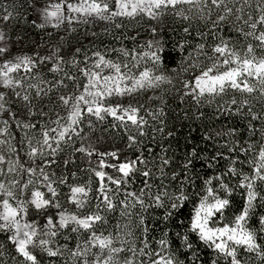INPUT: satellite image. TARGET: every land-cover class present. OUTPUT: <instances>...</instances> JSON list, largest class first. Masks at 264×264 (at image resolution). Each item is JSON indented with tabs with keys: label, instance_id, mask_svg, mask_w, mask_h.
<instances>
[{
	"label": "snow or ice",
	"instance_id": "6c2138e0",
	"mask_svg": "<svg viewBox=\"0 0 264 264\" xmlns=\"http://www.w3.org/2000/svg\"><path fill=\"white\" fill-rule=\"evenodd\" d=\"M114 2L115 7H111L110 4ZM229 3H240L241 7L235 8V20L241 22L234 24L236 31L240 33L245 39L251 37L257 43L254 46L252 43H248L243 54L235 48L230 47V41L221 40V43L217 44L213 49V55L208 57L211 61L210 66L204 68L199 75L195 76L194 81H185L184 89L185 95H190L197 103L201 102L202 98L215 99L216 97H222L229 91L240 93L241 95L247 93L249 95L256 93L257 91L261 96H264V55L257 56L256 52L259 49L264 52V0H257L256 9L259 12L257 17H253L251 13L244 18V6H250L251 0H77L76 3H67V0H60L59 3L50 4L44 7L41 11L43 23L38 24L40 28L45 25L51 24L53 27H59L61 24L67 21L72 23L74 20L87 23V18L92 17L103 21L114 22L117 17L135 18L138 15H146L151 19H157L163 15L168 9H177L181 5H187L189 12H195L201 18H204L205 9H207L210 17L214 9H222V14H219L217 20L214 22L218 24L225 21L229 16L234 14V8L229 6ZM65 7L67 8L68 15L65 14ZM77 14V15H71ZM177 16L188 20L190 17L185 15L183 11H176ZM11 18V13L4 15L3 21H8ZM121 24H116L117 28L122 27ZM155 33V29H152ZM185 32L188 29H184ZM5 36L3 32H0V42H4ZM148 47L151 49L155 47V51L145 52L142 55L139 53H130L126 49H118L125 57L131 55L133 60H137V57L144 59L148 57L152 60L153 64L159 66L163 63L161 55L163 48L159 46V42L148 41ZM198 50L202 51L204 46L198 45ZM8 51L6 44L0 46V56H3ZM79 53L80 49H76ZM92 56L96 59L92 61L91 66L86 63L85 68L80 69L81 74L87 79V83L83 87V91L76 96H60L59 99L62 104L69 107L70 110L67 115V123L61 124L60 118L53 121L57 125L56 128H51L46 124L41 125L40 136L41 139L37 140L35 144L32 142V138H28L29 151L27 155L30 159L35 161L37 157H44L45 151L48 150V155L54 156L58 150H60L61 143H67L72 140V135H79L76 131L77 125L81 123L85 115L94 116L98 121H104L106 116H111L114 121L120 122V125L129 129L131 125L138 131L139 135L143 136L144 126L147 121L139 115L140 108L133 107L131 105L125 107L121 104L115 106L111 104H105L107 97L116 95L124 96L131 95L139 90L146 88L158 87L161 82L167 81L171 83V80L163 75H153L152 70L145 68L140 71L138 75H129L131 69L128 64L114 63L111 60L105 58V55L101 52H93ZM55 59L51 71H62L60 65L63 62V57L58 56L55 52L47 57H39V62L43 63L46 60ZM91 60V57L85 55V62ZM36 60L30 56L17 57L15 62L12 60H4L0 64V87L5 89H11L14 95L22 102H25L24 106L28 107L31 103L28 94H22L20 91H16L17 88H23L22 80L14 79L11 74L17 72L22 67L31 72V69L36 66ZM73 64L77 62L72 61ZM136 65H133L135 67ZM197 65H191L196 67ZM225 70H221V68ZM104 68L110 70L109 75H103ZM122 68L128 69V72L122 71ZM187 71V69H182ZM65 76L69 80H75V77ZM57 85L63 86V80H57L52 84L51 88L47 91L45 89L37 88L36 95L39 97L41 93L48 94L52 88ZM29 87H37L36 85H30ZM211 102V101H209ZM248 99L238 101L235 96L231 99L227 106L218 105V110L221 112H228L232 109V106H236L235 113H241L242 109L249 105ZM7 112V118L0 120V175H7L8 173L17 172V168L20 171L26 173L36 172V168H25L23 163H20L19 154H17L16 161L6 159V155L3 152V148L6 146L7 151L10 153H16V147L9 142V137H12L11 127L22 129H35L36 122L25 123L20 119L17 112L12 111L10 107H6V93L0 91V114ZM28 114L34 115L29 108ZM162 114V110H161ZM44 115V113H40ZM251 117V121L264 120V115L257 114L252 111L251 107H248V112L245 114ZM155 119V116L153 117ZM249 122V129L252 134H255L256 129L251 126ZM89 124L91 121L89 120ZM162 131V129H161ZM226 135L232 137L236 134L235 129H229L227 133H216L217 136ZM27 136V132L25 133ZM264 136V132H262ZM14 138V137H13ZM129 146L137 143L135 135H129ZM19 144H23V140L17 141ZM55 144V147H53ZM238 141H229L222 147H227L228 151L234 152L238 147ZM77 151L85 152L88 156L93 154L92 151H88L85 148L77 149ZM93 151H95L93 149ZM240 152L254 153L251 160L248 161L251 166V173L245 174L238 172L235 164L237 159L231 160V165L228 169L213 177H209L203 182V191L196 193L198 197V203H196L191 221L189 224V231L198 236L199 240L204 242L209 248L213 249L218 256H221L226 264H242L241 259H238V248L243 247L247 252H256V254L264 259V247L257 243V233L251 230L247 225L251 214L256 208L257 204L264 207V194L257 191L258 185L264 184V144H261L259 151H255V145L249 143L247 147H239ZM103 155H110L116 159H119L117 153H101ZM197 157L195 149L189 154L186 162L182 165L184 172L183 179H180L179 194L175 196H169L165 190L159 192L152 201L156 207L164 206V199L167 198L170 201V210L167 212L165 219L172 215V211L180 208L182 204L188 200V196L185 194L184 185L191 182V177L188 174L190 167L193 165V160ZM217 157H223V154L217 152L216 156L211 159L215 160ZM55 160L44 159V165L54 164ZM67 163V161H65ZM149 160L143 158V154L137 156L135 160H125L119 164L105 165L103 160L100 161V167H113L121 173V177L114 179L108 176L103 171H96L95 175L99 178L100 187L98 189L101 194V203L105 205L107 210L114 208L113 201L109 197L108 193L111 191L105 184V179L115 184L116 191L121 190V185L128 183V178L138 171L137 165H144L147 167ZM171 163L170 158L161 157L160 172L161 177L165 176L163 169ZM7 164L5 169L3 166ZM40 173L43 175L44 181H48L49 177L44 173V168L40 167ZM145 177V188L141 189L140 195L135 192H124L125 199L121 201L125 211L122 215L131 217L132 213L127 211L129 208H134L137 204L141 207H145L142 196L145 194V189L151 188L149 180L152 176L151 170H145L142 173ZM231 174L232 176H239L240 181L238 187H240L244 196V206L240 213L234 217L231 224L224 223L223 226H214L217 223V217L220 221L224 220V211L230 205L229 196L232 195L233 189L224 182L225 178ZM172 179H179V173L173 172ZM213 181L217 182V185L213 186ZM11 184L15 185L19 181L12 180ZM60 183H65V180H61ZM32 184L31 180L21 186V193L28 186ZM48 191L51 196L55 198L57 196L56 189L51 186V183L47 184ZM0 192L4 194V198L0 199V231L11 233L8 236V240L13 244L16 253L20 259L18 264H41V260L38 254L35 252L39 249L40 252L47 255L50 258L51 264H55V258L65 256L66 252H70V255L74 259L81 261V264H89L87 259L88 254L92 247L99 249L100 253L107 250L108 255L106 257L102 255H96L91 264H112L113 258L116 254L124 251L123 248L113 247V238L111 234L104 236L102 233L97 234L94 231V227L97 222H103L104 218L98 213H93L87 216H77L75 214H65L63 211L58 213V221H55L52 216H48L44 225V230H38V226L35 223L22 222L24 216L27 214V204H32L37 210H43L49 206L59 208L60 205L55 203L54 200L44 199V194L40 191H33L30 201L18 200L15 205L10 203V199H15L13 191L6 188L5 184L0 181ZM221 192L225 195L221 196ZM69 199L76 204L77 207L84 206V200L82 197L87 196L86 188L83 186H73L70 189ZM129 198L133 201L129 202ZM99 207V206H98ZM143 217L140 218L139 225L143 226ZM261 225L260 231L264 232V216L259 218ZM71 228V232L78 233L81 230L89 232L88 239L84 241L83 245L77 243L76 248L68 249L67 244L59 247L53 246L60 229ZM124 227H128L125 225ZM147 231V229H143ZM41 232L47 239L40 238ZM131 235V232L128 233ZM119 238V236H117ZM184 244L187 248H192V244L189 242L188 235L185 234L182 237ZM159 250L147 251L148 242L145 239L143 241V247L139 250V255H144L150 258L151 264H180L175 257V254L170 251L168 241L162 238L159 242ZM2 247V245H0ZM128 251L132 252V257L126 259L124 264H136V249L129 248ZM3 253L0 252V256ZM155 257L154 259H151ZM13 259H17L13 257ZM195 259V257H194ZM143 264V262H140ZM212 264H217L216 260L212 261Z\"/></svg>",
	"mask_w": 264,
	"mask_h": 264
},
{
	"label": "trees",
	"instance_id": "16d2710c",
	"mask_svg": "<svg viewBox=\"0 0 264 264\" xmlns=\"http://www.w3.org/2000/svg\"><path fill=\"white\" fill-rule=\"evenodd\" d=\"M256 2L257 0H251L250 6H244V18H247L249 13L254 18L259 15ZM229 6L234 8V14L215 25L214 22L218 15L223 12L222 9H214L210 17L205 9L204 18H201L195 12H189L187 5H181L175 10L168 9L157 19H151L145 15H138L135 18L117 17L114 22L93 19L87 23L79 22L77 27L61 24L58 28L46 25L43 28L38 27L29 19L28 10L24 6L10 5L7 8V13H11L7 26L12 25L9 33H15L13 35H18L19 39L22 38L25 42L36 37L44 29L53 30L50 36L57 43L56 46L60 50L59 56L63 57V62L60 65L62 71H45L50 76H56L54 83L57 80H63L66 84L71 81V83L75 82L76 86L80 85L84 78L80 72L79 64L84 54L94 51L108 54L106 51L110 50L108 55L112 56L118 49H126L129 52L133 50L140 52L146 49L155 51V47L151 49L148 47L147 36L149 35L152 38L151 41L159 42V46L163 48V52L159 53L163 63L157 68L163 76L171 80V83L167 81L162 83L156 107L151 115H141L147 121L144 126L146 134L139 135L131 125L123 134L124 139L131 134L135 135L137 140L136 144L129 146L127 160H135L137 156L143 154V158L149 160V163L147 167L138 164L139 170L128 178L126 185H121L119 192L115 190V184L108 180L105 182L109 185V189H112L108 193L114 205L112 210H107L101 203L100 195L97 192L98 177L94 173V170H99L110 176L121 177L122 174L116 168L100 167L101 160L105 162V165H112L108 156L95 153L88 156L85 152L77 151L80 147L76 144L62 142L60 150L54 156L48 155L47 152L43 158L38 157L31 164L39 171L40 167L44 168V173L48 175L53 187L59 193L66 191L72 184H88L90 194L96 198V202L85 204L83 211L98 213L104 218L103 222L96 223L93 230L106 236L111 234L113 240L117 239L119 233L131 232V235L128 236L131 238V245L128 247L136 249V264H140V262L151 264L149 257L139 255V250L144 246L143 241L146 239L148 242L145 252L157 251L160 247L158 242L162 238L168 241L170 251L175 254L180 264H212L213 260H216L217 264H226L221 256H218L213 249L200 241L196 234L189 231L193 208L198 202L196 193H202L204 180L224 173L231 165L232 159L238 161L235 164L238 172L251 173L248 161L252 159L254 153L240 152L239 147H247L249 143H252L255 145V151L258 152L260 145L264 144V136H262L264 120L251 121V117L245 115L248 112V107H251L253 112L264 115V96H261L258 91L251 95L247 93L241 95L229 91L222 97L202 98L201 102L197 103L192 96L185 95L181 85L185 81H191L197 72L210 66L211 61L208 57L213 55L212 49L221 43L222 39L230 41V47L235 46L241 54L248 43L256 45L255 40L251 37L245 39L233 26L241 23L235 20V15L239 14L235 13V8L241 7V4L229 3ZM176 11H183L190 18L185 20L177 16ZM139 21L144 22L142 26L138 24ZM74 24L76 25V23ZM116 24L123 26L117 28ZM186 28L187 32L184 31ZM152 29L156 30L155 33ZM31 45H33L32 42ZM198 45L204 46L202 51L198 50ZM76 49H80V52L77 53ZM256 54L260 56L264 55V52L257 49ZM74 60L77 62L76 64L72 63ZM194 64L197 66L191 67ZM182 69H187V71ZM65 73L75 77V80L67 79ZM233 96L238 101L248 99L250 104L246 105L239 114L234 111L236 106H232L228 112L219 111L218 105L227 106ZM250 121L252 128L256 129L255 134H252L249 129ZM229 129H235L236 134L232 137L223 134L216 135V133H227ZM229 141L239 142L236 151L230 153L227 147H222ZM193 149L196 150L197 157L193 160V165L188 171L191 182L184 185L188 200L180 208L173 210L172 215L165 219L170 210V201L165 198L164 206L156 207L152 197L165 190L169 196L179 194L180 179H183L184 176L182 165ZM217 152L222 153L223 157L212 160L211 158L216 156ZM161 157L171 160V163L163 169L164 177H161L160 172ZM44 159L55 160V163L44 165ZM149 169L152 173L149 180L151 188L150 190L145 189V194L142 196L145 207L141 208L137 204L134 208L127 209L132 213L130 218L122 215V212L125 211L121 204V201L125 199L124 192H135L140 195L141 189L145 188V177L141 173ZM173 172L179 173V179H172ZM62 179L65 180V183H60ZM239 181V176L231 174L225 178L224 182L233 189V192L228 197L230 205L224 211V220L220 221L217 217L216 224H231L234 217L242 210L244 196L242 195L243 190L238 187ZM216 185L217 182L213 181V186ZM257 191L264 194V184L258 185ZM220 194L221 196L225 195L223 192ZM129 202H133L131 198H129ZM44 216L54 217L48 209L37 210L31 206L27 207V218L40 221ZM261 216H264V207L257 204L247 226L257 233V243L264 247V232L260 231L259 223ZM141 217L144 221L142 227L138 226ZM125 225L128 227H124ZM145 228L147 231L143 230ZM89 234L84 230L73 233L70 227L60 229L58 236L54 238L53 246L59 247L67 244L68 249L74 250L77 243L82 244L87 240ZM185 234L188 235L192 248L185 246L182 240ZM0 245H2L0 252L3 253L0 256V264H18L20 257L8 240V234L5 231H0ZM129 248H123L124 251L116 254V262L124 264L126 259L132 257L133 254L128 251ZM35 252L38 254L41 264H51L50 258L46 254L40 252L39 249H36ZM13 257L17 259H13ZM237 257L241 259L242 264H264V259L260 258L256 252H247L243 247L238 248ZM55 264H81V261L72 258L70 252H66L65 256L55 258Z\"/></svg>",
	"mask_w": 264,
	"mask_h": 264
},
{
	"label": "rangeland",
	"instance_id": "374dc122",
	"mask_svg": "<svg viewBox=\"0 0 264 264\" xmlns=\"http://www.w3.org/2000/svg\"><path fill=\"white\" fill-rule=\"evenodd\" d=\"M11 2V3H10ZM60 0H0V18H2L7 13V8L9 6L18 5L19 7H26L29 14V19L36 25L43 23V18L41 16V11L44 7H47L50 4L59 3ZM77 0H67V3H76ZM18 7V8H19ZM111 7H115L114 2L112 3ZM65 14L68 15L67 8L64 9ZM71 15H77V14H71ZM146 16V15H145ZM96 19L89 17L87 18L88 22H91V20ZM102 22H106L101 20ZM82 21H76L74 20L72 23H68L65 21V25L77 27ZM7 23L9 21H3L0 19V32L4 33L5 40L4 42H0V46H3L6 44L8 51L3 55L0 56V64L3 63L4 60H12L15 62L17 57H23V56H30L34 60H36V66L31 69V72L26 71L23 67L18 70L17 72H14L11 74V76L14 79L22 80L23 88H17L16 91H20L22 94H28L30 97L31 103L28 105V107H25V102H22L14 95V92L11 89H5L3 87H0V91L6 93V107H10L12 111L17 112L20 116V119L25 122H36L37 126L35 129H22L15 127L13 125L11 127L12 137H9V142L13 144L17 152L16 153H10L7 151V147L5 146L3 148V152L6 155V159H11L13 161H16L17 154H19L20 157V163H23L25 168L32 167L31 164L33 162L32 159H30L27 155V152L29 151L28 148V138H32L33 144L36 143L37 140L41 139L40 132H41V125L46 124L51 128H56L57 125L53 123V121H56L58 118H60L61 124L67 123V115L70 110L69 107H66L62 104L59 97L60 96H76L79 95L83 91L84 85L87 83V79L83 76V81L80 85L76 86V83L68 82L67 84L63 82V86L57 85L55 88H52L51 91H48L47 95H44L41 93V95L38 97L36 95L37 88L45 89L46 91L51 88L52 84H54V77L56 76H50L45 73L51 70L53 64L55 63V59L53 60H46L43 63L39 62V57H47L51 55L53 52H55L58 56L60 53V50L56 46L57 43H55V40H53L50 36L51 32L53 30L51 29H44L40 34H38L36 37L32 39H28V41H23L22 38L19 39L18 35L10 34L12 25L7 26ZM76 23V25L74 24ZM143 21H139V25H143ZM46 26H52L51 24H48ZM138 26V25H137ZM53 27V26H52ZM65 27V26H64ZM151 29V28H149ZM14 32V31H13ZM148 41H151V36H147ZM31 42L33 45H31ZM29 46H32L31 48ZM97 52V51H94ZM106 52H111L110 50H107ZM133 51H130L132 53ZM145 52H151L149 49H146L144 51H134V53L143 54ZM91 52L90 54H84L81 58V63L79 64V69H83L86 66V63L88 66H91V63L96 58L92 56ZM103 54V53H102ZM107 53H104L105 58L108 60L113 61L114 63H119L121 65L128 64L129 68L131 69V72L129 75H138L140 71H143L145 68L151 69L153 75H162V73L158 70L157 66L153 64L152 60L148 57H145L144 59H140L137 57V60H133L132 56L129 55L125 57L121 52L114 53L115 55H108ZM85 55L88 57H91V60L85 62ZM133 65H136L133 67ZM227 67V66H226ZM225 67V68H226ZM225 68L221 70H225ZM122 71L128 72V69L122 68ZM202 71V70H201ZM197 72L193 77L191 81H194L195 76L199 75L200 72ZM103 75H109L110 70L107 68H104L102 71ZM163 82L159 84L158 87L154 88H146L143 90H139L131 95H124V96H110L107 97L105 104H111L115 106L116 104H121L125 107L131 105L133 107L140 108V111L143 113H139V115L148 114L151 115V112L156 107L157 98L159 95V90L161 89V85ZM30 85H36L37 87H29ZM184 83L181 85V89L183 92L186 90L184 89ZM29 108H31V111L34 113V115H29L28 111ZM44 113V115H40V113ZM7 112L0 114V120L7 118ZM89 120L91 121V124H89ZM3 125H0L2 127ZM76 127V131L79 133V135H72V140L69 141V143L76 144L80 148H85L88 151H92L93 153L99 155L101 153H117V156L119 159H116L110 155H103L108 156L109 161L111 164H119L122 161L127 160L128 157V150H129V140L128 137L124 139L123 134L126 132V128L120 125V122L114 121L111 116H106L104 121H98L96 117L85 115L84 119L81 121V123ZM27 132V136H25V133ZM14 137V138H13ZM23 140V144L17 143V141ZM53 147H55V144H53ZM93 149L95 151H93ZM48 150L45 151V154H47ZM38 158V157H37ZM5 169H7L8 165L5 164L3 166ZM99 170H94V173ZM110 176V175H108ZM114 179L119 178L117 175L111 176ZM16 180L19 181V183L13 185L10 183V181ZM28 180L32 181V184L28 186L27 189L21 193V186L25 183H27ZM0 181H2L6 188L13 191L15 194V199H10V203L15 205L18 200H24V201H30L32 198V192L33 191H40L44 194V199L54 200L55 203H58L60 207L57 209L55 207L49 206L48 211L52 212L54 217L53 219L55 221H58V213L63 211L65 214H75L77 216L83 217L87 216L93 213L90 212H84L85 204L87 203H95L96 198L90 194V189L88 184H72L68 187L66 191H63V193H59L57 190V196L53 198L51 196V193L48 191L47 184L51 183L50 180L47 182L44 181L43 175L40 173L39 170H36L34 173H26L22 172L17 168V172L15 173H8L7 175H0ZM107 179H105V182ZM106 184V183H105ZM107 185V184H106ZM51 186L53 187L52 183ZM73 186H83L86 188L87 196L82 197L84 200V206L83 207H77L75 203H73L69 197L71 195L70 189ZM100 187V181L98 178V184H97V192L101 197V194L99 193L98 189ZM108 188L109 185H107ZM115 186V190H116ZM54 188V187H53ZM112 190V189H111ZM115 192V191H114ZM4 198V194L0 192V199ZM198 203V202H197ZM196 205V204H195ZM31 206L33 208L34 205L27 204V207ZM195 207V206H194ZM194 209V208H193ZM48 216H44L40 221H37L35 219H29L24 216V219L22 222H29V223H35L38 226V230H44V225L47 221ZM214 226H223V224H215ZM129 232L126 233H119V238L113 240V247L117 248H129L128 246L131 245V238L128 237ZM8 236L11 234L7 232ZM99 235L100 233L97 232ZM90 235V234H89ZM106 236L105 234H103ZM40 238L47 239V236H44L41 232ZM88 239V238H87ZM86 241V240H85ZM84 242H82L81 245H83ZM13 245V244H12ZM96 255H102L106 257L108 255L107 250H105L103 253H100L99 249L96 247H92L90 253L87 256V259L89 260V264H91L92 260L96 257ZM112 264H123L121 262H116V255L113 258Z\"/></svg>",
	"mask_w": 264,
	"mask_h": 264
}]
</instances>
